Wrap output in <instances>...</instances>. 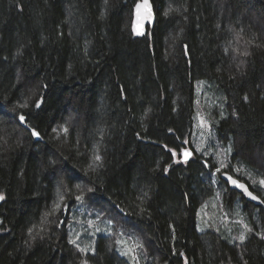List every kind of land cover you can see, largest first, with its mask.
I'll use <instances>...</instances> for the list:
<instances>
[{
    "label": "trees",
    "instance_id": "1",
    "mask_svg": "<svg viewBox=\"0 0 264 264\" xmlns=\"http://www.w3.org/2000/svg\"><path fill=\"white\" fill-rule=\"evenodd\" d=\"M140 1L0 0V264H130L122 236L139 264H264V208L213 175L227 158L264 202V0H151L136 37ZM197 84L217 105L200 151ZM207 202L221 212L203 223Z\"/></svg>",
    "mask_w": 264,
    "mask_h": 264
},
{
    "label": "rangeland",
    "instance_id": "2",
    "mask_svg": "<svg viewBox=\"0 0 264 264\" xmlns=\"http://www.w3.org/2000/svg\"><path fill=\"white\" fill-rule=\"evenodd\" d=\"M196 90H197V96H198V101L196 104L197 107V127H196V140L198 142V146H197V150L200 151L201 147H205L207 145L208 142V136L210 134V127H209V122L207 120L208 118V113H210V109L213 107H217V105L215 106L216 103H214L213 100L210 99V97H208V93L209 90L208 88H206L204 86V84H197L196 86ZM203 122V123H202ZM177 157V156H176ZM224 158V157H222ZM227 158L224 159H219L218 163H219V167L221 165V163L225 164V161H227ZM223 168H221L222 170ZM215 174H219L220 176L223 174L221 171L220 172H216ZM261 180V179H260ZM259 180V181H260ZM258 183L259 181L256 180ZM255 182V180L251 179L250 184L253 185ZM260 184V183H259ZM264 188V186H262ZM217 205H219V201H216ZM215 212H221L219 210V208L215 205V203L213 204L212 202H207L206 204H204V206L202 207L200 214L202 217V222H209L210 220H212L213 218V214H215ZM84 217L83 214H79L76 218V220L74 221L73 224V230H75L76 234H75V240L77 241V245L78 246H82V247H78L80 248H86L88 249L87 251L92 252L93 251V242L91 241L88 242V235L89 236H96L98 234L101 233V231H97V229H99V226L96 225L95 223L92 222V219H89L87 217V219H85L83 221ZM97 221V219H96ZM91 222V224H90ZM88 232V234H87ZM93 233V234H92ZM119 242L117 245V252L119 253V255L123 258H125L130 264H136V261H134L132 259L133 255H135L139 261V258L137 256V253L140 252L141 248L137 247V245H139V243H137L133 238H126L124 236H122V238L119 239ZM131 250V251H129ZM86 252V251H85ZM84 252V253H85ZM122 252H127L128 255H121ZM143 256V253H141ZM145 257V256H144ZM79 264H82V261H80Z\"/></svg>",
    "mask_w": 264,
    "mask_h": 264
},
{
    "label": "snow or ice",
    "instance_id": "3",
    "mask_svg": "<svg viewBox=\"0 0 264 264\" xmlns=\"http://www.w3.org/2000/svg\"><path fill=\"white\" fill-rule=\"evenodd\" d=\"M141 7H144L147 10V16H146V18H150L151 17V10H150V6L148 4V0H144L143 5L137 4V10H139ZM172 11H178V9H172L171 7H169L168 10L165 11L164 15L167 16ZM140 34H143V33H140ZM237 35H239V34H237ZM240 54L243 55V56L250 55V53L248 51H246V50L244 52L240 53ZM45 87H47V86L45 85ZM245 100H247V97H245ZM42 102H43L42 99L41 100H37L35 102V106H36L37 109H39L41 107ZM19 107L27 108L28 107V104L25 103V104L19 105ZM19 121H20L21 124H26V116L24 114H21L19 116ZM53 131L56 132L57 130L56 129H53ZM60 131L63 132V133H65V134H67L68 133V128L67 127H61ZM57 134L59 135V133H57ZM31 135L33 137H39L40 133L33 127L32 128V131H31ZM173 155H175V153H173ZM189 155H191V153H189L187 151L184 153L185 160H187V158H188ZM100 159H101V157L99 155H95L94 156V160L95 161H100ZM224 167H225V165L223 163H221L220 167L216 169V172L217 173L220 172L221 171V168H224ZM93 170H95V167L94 166H93ZM213 175H215V173H213ZM227 180L232 185H234L236 188L242 189L246 195H248L249 197H251L252 200H256L257 199L256 196L252 195V193L250 191H248V188L245 187L244 184L239 183L237 180L233 179L231 176H228L227 177ZM259 183H260L261 186H264V179L260 180ZM77 187H79V185H77ZM88 191L91 192L92 189H88ZM3 198H4L3 196H0V200H2ZM76 200L77 201L82 200V196H79L78 195L76 197ZM59 208H60V205L59 204H56L55 205V209H59ZM109 223H111V221H109ZM90 224H91V222H90ZM245 228H246V232L247 233H251L253 231L251 228H248L247 226H245ZM29 231L31 232V229ZM97 231H99V229H97ZM257 235H260L261 239H264V234L257 233ZM34 238L35 237H33V239ZM246 238L247 237H246L245 233H241L237 239H239V241L241 243H243L246 240ZM69 242L70 243H75V241H69ZM117 243H120V242L117 241ZM137 247L142 248L143 247V244H139V245H137ZM87 250L88 249H86V248H80L79 249V251H81V252H85ZM129 251H131V250H129ZM121 255H128V253L127 252H122ZM180 255H183V253H180ZM132 259L134 261H136V264H139V261H138V259H137V257L135 255H133ZM82 264H88V261L87 260H84V261H82ZM185 264H187V262H185ZM245 264H246V261H245Z\"/></svg>",
    "mask_w": 264,
    "mask_h": 264
},
{
    "label": "water",
    "instance_id": "4",
    "mask_svg": "<svg viewBox=\"0 0 264 264\" xmlns=\"http://www.w3.org/2000/svg\"><path fill=\"white\" fill-rule=\"evenodd\" d=\"M143 2H144V0H141L137 4L143 5ZM137 4L134 7V11H133L132 32L136 37H141L147 33L148 27L153 28L154 23H155V19H156V15H155V10H154V7L152 5L151 0H148V4H149L150 10H151V17L150 18H146L147 10L144 7H141L139 10H137ZM140 33H143V34H140ZM21 125L23 126V128L29 130L30 132L32 131L25 124H21ZM33 138L36 141H38L40 139V136L39 137H33ZM186 151L191 153V155L188 156L187 160H185V158H184V153ZM180 155H181V162H184V163L189 162L193 158V152L189 149H183L181 151ZM228 176H231L233 179L237 180L239 183L244 184L245 187L248 188V191H250L252 193V195L256 196L257 199L252 200L251 197L246 195L242 189L236 188L234 185H232L230 182H228V180H227ZM221 180L227 185V187L230 191L235 192L236 194L240 195L246 202L252 204L255 207L264 208V202L261 200L260 197H258L255 193H253L251 191L250 187L245 182L240 181L237 178H234L229 173H223L221 175ZM0 202H1V200H0Z\"/></svg>",
    "mask_w": 264,
    "mask_h": 264
},
{
    "label": "bare ground",
    "instance_id": "5",
    "mask_svg": "<svg viewBox=\"0 0 264 264\" xmlns=\"http://www.w3.org/2000/svg\"><path fill=\"white\" fill-rule=\"evenodd\" d=\"M181 154V153H180Z\"/></svg>",
    "mask_w": 264,
    "mask_h": 264
}]
</instances>
